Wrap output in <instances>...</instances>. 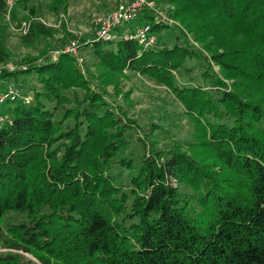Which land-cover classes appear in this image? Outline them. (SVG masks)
Wrapping results in <instances>:
<instances>
[{
  "label": "trees",
  "instance_id": "1",
  "mask_svg": "<svg viewBox=\"0 0 264 264\" xmlns=\"http://www.w3.org/2000/svg\"><path fill=\"white\" fill-rule=\"evenodd\" d=\"M157 1L180 24L136 23L174 40L144 48L121 29L79 40L84 72L47 51L0 72V93L26 94L0 106V264H264V0ZM50 34L33 22L26 39ZM125 70L168 86L189 139L162 146L117 102L132 104Z\"/></svg>",
  "mask_w": 264,
  "mask_h": 264
},
{
  "label": "rangeland",
  "instance_id": "2",
  "mask_svg": "<svg viewBox=\"0 0 264 264\" xmlns=\"http://www.w3.org/2000/svg\"><path fill=\"white\" fill-rule=\"evenodd\" d=\"M67 11L54 12L51 7L53 0H6V13L2 22L7 26V46L11 58L0 63V72L26 67L25 61L31 58L40 59L41 53L47 51L52 60H57L61 54L73 56L84 72L89 59L87 53L78 47V53L68 50L67 44L77 37L96 36L98 33L97 19L108 14L120 2L127 0H67ZM157 1V0H156ZM158 2V1H157ZM173 21L180 24L174 17L175 6L169 3H159ZM36 12V13H33ZM33 22H40L51 34L36 41L27 40ZM134 23V22H132ZM170 30L164 29L155 33L157 45L166 40H174L178 32L170 37ZM178 41H183L180 36ZM198 44V43H197ZM82 58V59H79ZM215 69L218 71L219 67ZM128 78H124V92H130L131 103H127L122 95L117 102L129 111L130 116L137 119L141 125L148 126L154 122L160 127L159 139L162 146L170 144L173 139H189L193 126L189 118L183 113L184 109L179 100L170 92L168 86L159 84L139 73L124 71ZM196 77H198L196 75ZM12 85L19 87L17 84ZM2 88L6 84L1 85ZM20 88V87H19ZM112 90V89H111ZM25 91L21 88V93ZM26 95V94H24ZM31 99V95L28 96ZM4 250V249H0Z\"/></svg>",
  "mask_w": 264,
  "mask_h": 264
},
{
  "label": "built area",
  "instance_id": "3",
  "mask_svg": "<svg viewBox=\"0 0 264 264\" xmlns=\"http://www.w3.org/2000/svg\"><path fill=\"white\" fill-rule=\"evenodd\" d=\"M145 12L153 13L156 19L169 24H177L156 0H127L118 3L111 12L97 19V38L105 41H115L118 38L119 30L124 29L128 32L130 39H137L144 48L155 46L158 42L156 32L152 30L148 23H136V20ZM78 47L80 46L77 37H74L67 44L68 50L76 54L78 53ZM20 95L24 97L21 94V88L14 85L9 86L0 93V106L8 99L15 100ZM29 101L30 98L25 97V102ZM2 120H4V116L0 114V121Z\"/></svg>",
  "mask_w": 264,
  "mask_h": 264
}]
</instances>
